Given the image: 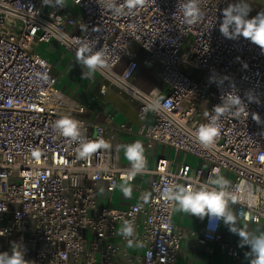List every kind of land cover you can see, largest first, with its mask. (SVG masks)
Here are the masks:
<instances>
[{
    "label": "built area",
    "instance_id": "1",
    "mask_svg": "<svg viewBox=\"0 0 264 264\" xmlns=\"http://www.w3.org/2000/svg\"><path fill=\"white\" fill-rule=\"evenodd\" d=\"M112 2L0 0V253L18 245L30 264H179L182 242L191 240L209 253L217 247L239 259L243 247L222 240L221 218L205 216L201 232L185 231L173 224L176 203L164 195L172 185L212 188L209 179L227 171L233 175L227 203L235 204L236 216L264 220V52L242 36L228 39L220 32L223 10L239 0H200L203 14L192 25L180 11L185 0H147L120 15L110 10ZM53 41L75 57L81 42L103 49L107 59L96 73L138 102L137 133L147 147L169 146L206 161L207 168L185 162L174 168L166 157L153 169L145 157L122 166L109 147L78 158V143L61 136L55 122L70 116L81 123L82 139L103 144L108 122L91 124L86 107L57 88L49 63L34 52ZM133 44L160 65L166 95L132 81L138 65ZM228 94L238 95L243 106L220 118V136L205 148L196 129ZM145 173L152 175L148 190L129 207L98 203L100 182L113 192L120 181L132 183ZM126 223L134 227L131 237L121 233Z\"/></svg>",
    "mask_w": 264,
    "mask_h": 264
},
{
    "label": "crops",
    "instance_id": "2",
    "mask_svg": "<svg viewBox=\"0 0 264 264\" xmlns=\"http://www.w3.org/2000/svg\"><path fill=\"white\" fill-rule=\"evenodd\" d=\"M245 2L250 6L249 13L258 15L264 12V0H245ZM66 3L72 8V11H76L72 4ZM71 30L76 31L77 28H71ZM36 47L40 48V53L35 51ZM131 48L136 52L138 62L132 75V81L147 92L156 91L160 92L161 96L166 95L168 89L159 77L160 65L150 61L146 52L138 44H133ZM34 52L49 63L50 71L57 77V88L71 101L86 107L87 112L84 115L91 124L108 122L105 134L106 145L119 154L122 166H130L135 163L125 157L124 150L137 141L142 144L144 149L143 157L146 159L148 169H153L160 157H166L173 161L174 168L182 162L187 163L185 158L189 154L176 152L169 146L157 143L152 149H149L146 139L137 133L141 123L138 116V102L116 86L109 84L96 72L88 78H82L88 70L80 65L76 57L58 42L38 44L34 46ZM127 62V59H122L117 64L116 70L121 72ZM103 88L104 91H102ZM120 125H124L125 129L120 128ZM181 154L184 158L182 161H178ZM175 156L177 157L175 158ZM151 177V174L145 173L136 175L132 183L120 181L113 192H109L105 183L100 182L98 203L125 209L137 201L140 190H148ZM228 206L235 214V204L231 202ZM204 218L201 219L179 211L175 205L172 221L176 227L185 231L201 232ZM236 226L246 233L264 232V220L254 223L236 216ZM221 236L225 242H240V237L229 230L223 219H221ZM249 252L250 249L244 246L241 258L234 259L220 252L217 247L214 253H209L191 240H184L177 261L179 264H250L251 258L246 255Z\"/></svg>",
    "mask_w": 264,
    "mask_h": 264
},
{
    "label": "clouds",
    "instance_id": "3",
    "mask_svg": "<svg viewBox=\"0 0 264 264\" xmlns=\"http://www.w3.org/2000/svg\"><path fill=\"white\" fill-rule=\"evenodd\" d=\"M146 4L147 0H124L122 6H116L115 0H113L110 10L115 15H120L125 9L132 13L145 7ZM179 7L185 22L189 25L197 23L203 14L200 8V0H185V3ZM249 11L250 6L245 0H239L238 3L229 5L222 12L220 32L228 39L242 36L264 52V12L248 19ZM106 59L107 54L103 49L93 51L89 43L81 42L76 52L77 62L88 70L82 78H88L97 70L102 69ZM222 101L221 105L214 107V114L209 116V122L201 124L196 129V138L205 148L212 146L220 136V118L225 114H231L233 108L243 106L241 98L235 94H228L222 98ZM155 106L160 107L158 101ZM254 119L256 118L254 117ZM54 128L58 130L61 136L68 138L71 142L78 143L77 154L80 159H90L98 149L108 147L106 144L90 141L86 137L82 139L81 123L70 116L60 117L55 122ZM124 151L125 157L130 162H139L144 159V149L139 141L130 144ZM33 155L39 157L40 153L35 152ZM259 159L264 161V156L259 157ZM215 171L217 174L219 173L218 169ZM228 183L225 177L217 175L216 179H209V184L213 185L212 188L172 185L165 187L164 195L176 203L179 211L201 219L205 216L223 219L229 230L240 237V246H247L250 249V252L246 254L251 258L250 264H264V232L246 233L236 226V215L227 203L229 197L225 189ZM121 233L125 237H131L134 233V227L126 223L121 229ZM131 243L129 241L130 246ZM0 264H30V262L24 259V253L19 246L13 245L11 254L8 252L0 253Z\"/></svg>",
    "mask_w": 264,
    "mask_h": 264
},
{
    "label": "rangeland",
    "instance_id": "4",
    "mask_svg": "<svg viewBox=\"0 0 264 264\" xmlns=\"http://www.w3.org/2000/svg\"><path fill=\"white\" fill-rule=\"evenodd\" d=\"M35 51L37 53H40L41 50H40V48L36 47ZM41 55L42 56L44 55L43 52L41 53ZM183 70L187 71L188 73H194L196 71V70H193L190 66H187V65L183 66ZM199 73L200 72L197 71V74L195 75L196 78H198ZM176 157L177 156H175V158ZM183 158H184V156L181 154L178 161H182ZM185 161L187 162V164H189L192 167H199V168H202V169H206L207 168L206 161H204L202 159H199L198 157L193 156V155H188V157L185 158ZM224 174H225V178L228 181L233 179V175L228 173L227 171H225Z\"/></svg>",
    "mask_w": 264,
    "mask_h": 264
},
{
    "label": "trees",
    "instance_id": "5",
    "mask_svg": "<svg viewBox=\"0 0 264 264\" xmlns=\"http://www.w3.org/2000/svg\"><path fill=\"white\" fill-rule=\"evenodd\" d=\"M187 72V71H186Z\"/></svg>",
    "mask_w": 264,
    "mask_h": 264
}]
</instances>
